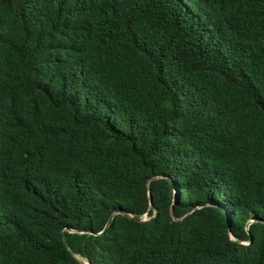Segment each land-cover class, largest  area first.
Returning <instances> with one entry per match:
<instances>
[{"label":"trees","instance_id":"obj_1","mask_svg":"<svg viewBox=\"0 0 264 264\" xmlns=\"http://www.w3.org/2000/svg\"><path fill=\"white\" fill-rule=\"evenodd\" d=\"M73 253L264 264V0H0V264Z\"/></svg>","mask_w":264,"mask_h":264},{"label":"rangeland","instance_id":"obj_2","mask_svg":"<svg viewBox=\"0 0 264 264\" xmlns=\"http://www.w3.org/2000/svg\"><path fill=\"white\" fill-rule=\"evenodd\" d=\"M116 214V212L112 213L108 219L106 220V222L104 223V225L101 227L100 230H98L95 235L96 236H104L107 240H109L110 238H112L114 236V234L116 233L114 227H110L111 223H113V216ZM117 214L122 215L124 218L128 219V220H132L135 221L137 223H142V222H148L150 221L154 215H155V210L152 209L151 204H150V198H149V204H148V208L145 212H143L142 214H130V213H124V212H117ZM173 220H176V218L174 216H172ZM115 223V222H114ZM117 225L120 224L119 220L116 222ZM244 228L247 229L246 225H244ZM232 238V236H230ZM247 242L244 241L242 242V244H246ZM73 256L80 262L85 264V260L83 259V257L78 254V253H73Z\"/></svg>","mask_w":264,"mask_h":264},{"label":"water","instance_id":"obj_3","mask_svg":"<svg viewBox=\"0 0 264 264\" xmlns=\"http://www.w3.org/2000/svg\"><path fill=\"white\" fill-rule=\"evenodd\" d=\"M150 204H151V200H150Z\"/></svg>","mask_w":264,"mask_h":264}]
</instances>
